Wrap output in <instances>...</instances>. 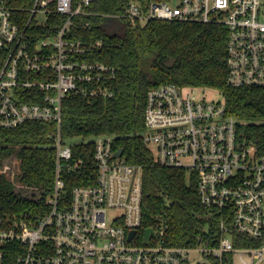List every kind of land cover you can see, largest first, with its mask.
I'll use <instances>...</instances> for the list:
<instances>
[{
    "label": "built area",
    "instance_id": "1",
    "mask_svg": "<svg viewBox=\"0 0 264 264\" xmlns=\"http://www.w3.org/2000/svg\"><path fill=\"white\" fill-rule=\"evenodd\" d=\"M50 1L36 0L24 28L0 3V50L7 53L0 69V128L32 120L58 126L50 209L37 218L5 220L0 214V264H264V156L238 133V120L227 114L223 98L207 100L198 87L163 83L148 91L144 142L160 165L194 175L200 203L217 221L216 245H207L204 236L194 246L168 245V223L143 226V169L124 153L115 156L113 135L95 138L96 183L74 187L64 204L62 171L67 165L78 170L82 161L69 164L72 147L61 135L62 101L73 93L112 98L109 83L116 69L74 58L102 48V40L87 45L66 38L75 16L95 15L90 6L97 0L76 5L57 0L55 11L66 17L64 23L32 42L27 29L33 19L36 26L47 24ZM101 15L131 25L222 24L229 39L227 83L264 87V0H127L121 11ZM84 27L91 29V22ZM146 228L154 230L148 240Z\"/></svg>",
    "mask_w": 264,
    "mask_h": 264
},
{
    "label": "trees",
    "instance_id": "2",
    "mask_svg": "<svg viewBox=\"0 0 264 264\" xmlns=\"http://www.w3.org/2000/svg\"><path fill=\"white\" fill-rule=\"evenodd\" d=\"M56 1L47 5L51 12L45 26H36L34 19L29 25L27 32L33 35V43L50 29L57 32L64 23L66 17L55 11ZM80 1L74 0L73 4ZM126 1L97 0L90 6L95 15L75 16L66 35L87 45L102 40V48L76 54L74 58L107 63L116 69V78L109 83L115 91L112 98L73 93L62 101L63 141L93 138L71 145L69 164H82L78 170H70L67 165L62 171L66 183L64 204L70 203L74 187L96 183L95 138L113 135L115 148H123L126 160L143 169V226L155 227L158 221L168 223V245L194 246L201 236L207 238V245H216L217 221L211 217L212 211L200 203L194 175L189 176L182 168L160 165L154 151L144 142L147 93L163 83L219 90L227 114L238 120V133L251 142L258 155L264 156V87H232L227 83L229 39L222 24L150 20L131 25L117 19L107 21L101 15L121 11ZM35 2L0 0L22 28L31 19ZM88 21L91 29L84 27ZM6 58L7 53L0 50V69ZM57 133L55 122L37 120L0 128V214L5 220L24 215L42 217L49 211L56 174ZM12 156L19 165L17 179L33 190L31 196L17 192L15 182L2 172ZM246 245L254 244L247 240Z\"/></svg>",
    "mask_w": 264,
    "mask_h": 264
},
{
    "label": "rangeland",
    "instance_id": "3",
    "mask_svg": "<svg viewBox=\"0 0 264 264\" xmlns=\"http://www.w3.org/2000/svg\"><path fill=\"white\" fill-rule=\"evenodd\" d=\"M40 17V21H44V17L42 15H39ZM199 95H203L205 96V98H207V100H220L223 98L221 92L217 89H212V88H199L197 89ZM93 138H87V139H83L81 137H75V138H68L66 139L67 143L70 145L73 144H78L82 141L88 142V141H92ZM5 171V172H4ZM3 172L6 174V176L14 181L15 183V189L17 190V192L21 193L24 196H31L33 193V190L28 188L26 185H24L22 182H20L17 178L19 175V165H18V161L17 159L12 156L10 157L4 164L3 167ZM37 193V192H35Z\"/></svg>",
    "mask_w": 264,
    "mask_h": 264
},
{
    "label": "water",
    "instance_id": "4",
    "mask_svg": "<svg viewBox=\"0 0 264 264\" xmlns=\"http://www.w3.org/2000/svg\"><path fill=\"white\" fill-rule=\"evenodd\" d=\"M123 153H124V149L119 148L118 151H116L115 156L120 157ZM145 232H146V236H147L146 239L148 240L150 234L154 233V230H153V228H146Z\"/></svg>",
    "mask_w": 264,
    "mask_h": 264
}]
</instances>
